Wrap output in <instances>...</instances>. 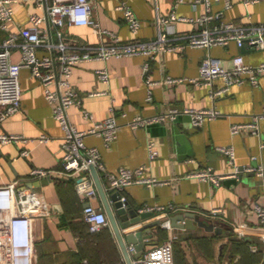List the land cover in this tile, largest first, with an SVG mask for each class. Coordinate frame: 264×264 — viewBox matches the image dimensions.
<instances>
[{
	"label": "crops",
	"instance_id": "obj_1",
	"mask_svg": "<svg viewBox=\"0 0 264 264\" xmlns=\"http://www.w3.org/2000/svg\"><path fill=\"white\" fill-rule=\"evenodd\" d=\"M225 1L213 0L212 12L223 11L226 20L242 25L264 24V0L248 6L243 0H230L233 5L229 9H226ZM195 2L95 0L94 17L102 28L113 32L121 42L149 41L156 39L162 28L159 18L172 13L193 19L191 22L175 23L177 33L185 35L199 32L203 26L197 19L205 13L206 8L203 3ZM122 3L128 5L141 20L142 26L137 33L130 29L123 11L117 9ZM14 10V21L10 25L13 32L25 27L32 13L46 15L45 9L38 7L35 1L16 3ZM43 26L51 32L54 43H57L56 29L48 21ZM66 33L65 42L71 49L95 46L101 41L91 26H67ZM7 35V32L0 30V43ZM14 52V60L19 61L20 52ZM239 53L250 64L264 62V49L247 48L244 52L236 43H231L208 50L188 47L183 52H163L150 62L148 72L144 70L148 59L141 55L82 62L74 67L71 78L73 87L82 99L81 107L73 106L68 110L73 125L80 130L92 126L84 118L83 109L89 111L95 120H106L116 115L121 124L116 140L110 145H106L100 136L85 138L88 146L99 149L106 174L117 173L121 167L146 166V174L161 181L152 186L132 185L125 189L122 195L129 205L139 213L151 214L141 223L123 231L130 233L145 224L159 219L164 223L171 216L186 213L213 220L221 232H209L200 226L179 229L170 224L162 227L170 239L178 237L184 247L192 246L203 264H215L212 258L223 257L228 249L230 264H235L231 233L254 242L251 250L261 251L263 260L260 263L264 262V232L256 212V206H264V176L245 170L237 172L240 168L264 167V75L258 86L235 85L227 96L217 100L211 98L209 86L189 82L170 84L166 79L169 76L188 79L199 77L200 65L207 54L219 58L225 67L231 68L233 57ZM51 54L45 48L39 50L40 56ZM100 68L109 70L111 78L108 83L98 78L97 70ZM149 78L158 83L150 86ZM20 83L22 108L0 121V133L17 134L25 139L0 144V185L21 180L22 188L34 189L44 197L50 214L37 221L36 236L37 243L42 244L50 260H60L62 264H80V257L76 255L82 253L91 258L94 264H100L102 260H107V264H126L111 226L108 229L113 237L112 245L99 247V244L92 242L86 245V236L91 234L84 220L87 203L77 189L78 180L60 173L63 171L64 132L53 116V104L45 97L44 88L33 77L31 68L22 69ZM217 85L221 86L222 82L218 81ZM94 91H106L107 94L89 96ZM173 107L217 109L221 115L206 120L198 128L193 126L187 115L135 129L128 125L136 116L164 114ZM257 117H260V121L256 134L250 130L232 133L234 124L251 122ZM43 136L48 140H42ZM150 142H155L158 150L154 160L149 157ZM229 146L234 149L233 158L219 150L220 147ZM24 150L29 152L27 157L21 155ZM33 167L53 172L46 178L29 181L27 178ZM208 168L218 174H227V178L215 186L208 180L188 177L191 173ZM105 172L101 171L100 175L107 187ZM86 176L93 179L91 173ZM92 203L104 209L99 194ZM157 208L163 209L159 211ZM214 209H221V212L211 217ZM238 228H243V232L239 233ZM152 233L153 238L145 240V252L162 244L158 229L153 228ZM201 237L210 239L209 249L205 246L204 251L200 249L198 239ZM83 263H88V260L84 259Z\"/></svg>",
	"mask_w": 264,
	"mask_h": 264
},
{
	"label": "built area",
	"instance_id": "obj_2",
	"mask_svg": "<svg viewBox=\"0 0 264 264\" xmlns=\"http://www.w3.org/2000/svg\"><path fill=\"white\" fill-rule=\"evenodd\" d=\"M35 1L37 6L44 8L46 15L32 13L28 24L19 32L10 29L14 21V5L19 2ZM95 0H0V30L7 32V37L0 43V121L19 112L22 108V88L20 83L21 71L24 67L32 70V75L40 81L44 88L47 100L53 104V116L63 129L62 142V175L78 180L77 189L83 200L87 203L84 209V220L91 233H99L110 226V221L101 206H95L92 200L98 197V190L90 174V165L99 171L105 172V164L97 147L88 146L87 136H100L106 145L113 143L120 130L121 124L116 115L106 120H95L87 110H82L85 119L92 123L87 130H80L69 119L68 110L73 106H82V99L73 87L72 75L76 65L88 61H108L111 58L128 56H144L148 60L144 65L145 72L150 70V62L163 52H183L188 47L211 49L215 46H228L236 43L239 48L264 49V24L242 25L235 21L226 20L224 12H212L213 0H196L195 4L203 3L205 13L197 19L203 28L193 34L180 35L177 33L175 23L191 22L193 19L178 16H161L159 23L162 26L154 40L121 42L110 30L100 26L94 17ZM184 1V0H179ZM259 0H243L250 5ZM233 3L225 1L226 9ZM118 10L123 11L130 29L137 33L142 26L141 20L126 4H120ZM48 21L56 29L58 42L54 43L51 32L43 26ZM91 26L99 34L101 41L95 46H83L80 49H71L65 42L67 26ZM45 48L51 55H39V50ZM20 52V60H14V51ZM233 65L227 68L222 61L207 54L200 65V75L197 78L167 77L166 82L176 84L189 82L193 85H206L210 87V96L214 100L227 96L235 85L250 84L258 86L260 78L264 75V62L257 65L250 64L245 56L239 53L233 57ZM98 78L105 83L110 81L111 75L107 68L97 70ZM222 85L218 86L217 82ZM150 86L158 82L148 79ZM106 91H94L89 96H101ZM126 114H124L125 116ZM179 115L191 118L194 127L202 126L206 120L219 117L217 109H196L173 107L164 114L151 117L136 116L128 125L132 128L144 127L154 122H165L167 118L176 119ZM260 117L247 123L234 124L231 128L233 134L250 130L253 134L258 132ZM24 136L17 134L0 133V144H8L24 140ZM42 140H48L46 136ZM150 159L158 156L155 142L149 143ZM220 151L231 158L234 157L233 147H220ZM21 155L27 157L29 152L24 150ZM247 172H256L264 176V167H249ZM52 170L33 167L27 180H40L52 175ZM239 172V170L237 171ZM106 174V172H105ZM107 191H119L121 194L132 185L152 186L160 183L157 178L146 174V166L138 168L121 167L117 173H107ZM189 178L203 179L219 186L227 174H218L212 169H203L191 173ZM21 180H13L0 185V264H37L38 246L36 236L37 221L49 216V209L44 197L36 190L22 188ZM122 201L126 198L122 195ZM163 208H157L161 211ZM221 209H214L210 216L215 217ZM259 223L264 232V206H256ZM165 227L170 221L164 222ZM243 228H238L242 233ZM171 238L162 244L148 249L140 259H134V264H175V253ZM255 250V249H254ZM129 252H135V246L129 247Z\"/></svg>",
	"mask_w": 264,
	"mask_h": 264
},
{
	"label": "water",
	"instance_id": "obj_3",
	"mask_svg": "<svg viewBox=\"0 0 264 264\" xmlns=\"http://www.w3.org/2000/svg\"><path fill=\"white\" fill-rule=\"evenodd\" d=\"M245 50V47L242 48V51L245 52ZM238 170L242 172L244 168ZM90 173L94 179L98 194L125 262L126 264H134L133 259H140L145 253V240L153 238L152 229L163 227L162 220L159 219L140 226L130 233L124 232L123 229L141 223L151 213H139L127 201H122V194L119 191H107L99 171L92 164L90 165ZM169 221L174 228L191 229L200 226L209 232L215 230L221 232V228H218L213 220L202 219L201 216L193 213L174 215L170 217ZM129 244L135 246L134 253L129 252Z\"/></svg>",
	"mask_w": 264,
	"mask_h": 264
},
{
	"label": "trees",
	"instance_id": "obj_4",
	"mask_svg": "<svg viewBox=\"0 0 264 264\" xmlns=\"http://www.w3.org/2000/svg\"><path fill=\"white\" fill-rule=\"evenodd\" d=\"M157 229H158L159 234H161V237H162L161 243H163L165 239L167 238L165 229H163L162 227H159ZM89 242L99 244V247L101 246L104 247L105 244L109 246L113 244V237L109 229L105 228L99 233H95V234L91 233L89 236H86V239H85L86 245H88L87 243ZM198 242L199 244L201 243L203 247L205 246L207 247V249H209L210 247L209 238L201 237L198 239ZM231 242H232L231 249L234 252V255L240 256L241 261H242L241 264H259L263 260L261 251L257 250L253 252L251 250V246L254 244V242L245 240L244 238L239 237L235 233H231ZM37 246H38L37 264H62L63 263V262H60V260H50L47 253L44 251L42 244L37 243ZM83 249H85V247H83ZM174 253H175V250H174ZM76 256L80 257V264H84L83 263L84 259L88 260V263L86 264H94L91 258H88V256H85L82 253L77 254ZM98 261L99 260H97L96 262L98 263ZM107 263H108L107 260L106 261L102 260L100 264H107ZM176 264H187V261L185 260V256L182 254V250H181L180 256L177 257Z\"/></svg>",
	"mask_w": 264,
	"mask_h": 264
},
{
	"label": "rangeland",
	"instance_id": "obj_5",
	"mask_svg": "<svg viewBox=\"0 0 264 264\" xmlns=\"http://www.w3.org/2000/svg\"><path fill=\"white\" fill-rule=\"evenodd\" d=\"M170 237L167 236V238L165 239L166 240H169ZM179 242V243H178ZM173 246H174V250H175V264H176V260H177V257L180 256V253H181V250H182V254L185 256V260L188 262V263H193V264H203L201 263L199 257L196 255V253L193 251L194 248L192 246H188L187 247H184V245L180 242V240L177 238H174L173 239ZM199 247L200 249L203 250V245L200 243L199 244ZM204 251V250H203ZM230 249L228 250H225V254L223 257H220V256H216V258H212L214 260H211L213 261L215 264H230V259H231V256H230ZM235 264H241L242 261H241V258L239 255H234V258H233ZM236 260V261H235ZM261 264V263H259Z\"/></svg>",
	"mask_w": 264,
	"mask_h": 264
}]
</instances>
